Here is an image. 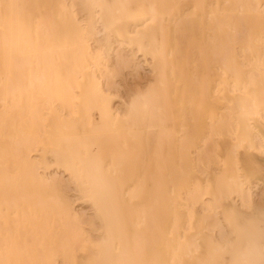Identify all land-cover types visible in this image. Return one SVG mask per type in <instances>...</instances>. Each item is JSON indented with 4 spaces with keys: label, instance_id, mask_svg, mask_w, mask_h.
<instances>
[{
    "label": "bare ground",
    "instance_id": "6f19581e",
    "mask_svg": "<svg viewBox=\"0 0 264 264\" xmlns=\"http://www.w3.org/2000/svg\"><path fill=\"white\" fill-rule=\"evenodd\" d=\"M114 42L154 74L124 112L102 82L124 62ZM51 166L70 179L44 176ZM255 188L264 191V0H0V227L8 210L67 225L25 244L36 264H264ZM81 223H98L99 236ZM5 242L0 264H25Z\"/></svg>",
    "mask_w": 264,
    "mask_h": 264
},
{
    "label": "rangeland",
    "instance_id": "374dc122",
    "mask_svg": "<svg viewBox=\"0 0 264 264\" xmlns=\"http://www.w3.org/2000/svg\"><path fill=\"white\" fill-rule=\"evenodd\" d=\"M70 1H73V0H70ZM79 17L81 18V20H83L84 23L87 22V20H86L87 17L84 14H80ZM97 21L98 20L95 19L96 26H100V23ZM113 48L115 51L121 50L120 52L125 59L123 58V60H124L123 63H119L117 59H114L112 62L113 66L112 65L110 66V74H104L102 76V82H103L104 90L108 93V95H110L112 104L115 105V109H120V110H122V112H124L126 110V108H128L131 105L133 100L137 99V97L139 95L147 93L153 87L154 74L150 68V62L146 58L141 56L138 52H135V54H133L132 51H130L129 49H127L124 46H121V48H120L119 44L115 43V42H114ZM131 58L133 59V63L135 66L129 63V59H131ZM128 63H129V65H128ZM124 64H125V66H124ZM99 74H101V72ZM105 87H107V88H105ZM54 172L59 173V175H61V178H63V180L68 181L70 179L68 174L66 172H64L62 169H58L57 166H51L48 170H45L44 176H48ZM69 189L70 190H68V194L71 196V199L73 200V203H74L76 210L79 212H83L85 214L83 219L92 218L93 214H94V210L91 207V205L89 203L83 201L82 199H80V197L78 196V194L75 190L74 184H70ZM262 189L263 188H261V189L255 188V190L253 189V192L255 194L256 199H258L262 196V194L264 192V191H262ZM236 199L237 198H234V201H236ZM237 201H238V199H237ZM8 211H10V212L6 211L7 213L5 212V214H6L5 216L7 217V221H8L7 224H10V226L8 225V227H10V228H8L7 229L8 231H7L5 229V228H7V226L5 228L2 227L3 229L0 227V236L2 238L0 240V244L4 243L7 240L6 242L8 245L5 242L4 246L14 249L15 253H17L19 255L15 254L14 251L12 252L11 249H10V251L12 253H14L15 256L20 259V261L23 260V262L25 264H32V262H33V264L37 263V253H35V252H33V254H30V253H32L33 248L35 249L36 247H38L37 244L41 240L40 237H43L45 235H47L49 237H51V236L53 237L56 234H63L64 230L66 229L65 226H67L66 224L63 223L64 221L56 222L57 224L56 223L55 224L52 223L51 225L49 224L48 228H47V226L39 225L38 221H40L39 218H41L40 214L42 213L41 212L42 210H36V211L35 210H8ZM16 214L19 216V218H18V216H16ZM37 215L39 216V218H37ZM22 217H24V219ZM35 218L38 219V221ZM22 219L24 221L26 219L27 220L29 219V220L26 222H22L23 221ZM32 219H33V221H32ZM19 222H21V223H19ZM29 222L31 223V225L28 224V226H27V223H29ZM23 223H25V224H23ZM50 223H51V220H50ZM22 224L24 225V229L25 228H27V229L24 230ZM71 225H73V224H71ZM98 225L99 224L97 223L95 229H89V226L86 223L79 224V226L81 228H83V230L84 229L86 230V235H88V236L90 235V237L94 238V239H96L97 236H99V234H100V232L98 231L99 230ZM1 226H3V225H1ZM30 226L32 227V229L30 228ZM39 226H41V227H39ZM15 227H17L18 229H16ZM33 228L34 229L40 228V229H39V231L38 230L34 231ZM41 228H43V229L41 230ZM1 229L2 230L5 229V231H3V233H2L3 235L1 234V231H2ZM22 229H23V231H22ZM38 232L40 234L41 233L42 234L39 235ZM48 232H50V233H48ZM36 233H38V234H36ZM51 233H53V234L51 235ZM96 233H99V234H96ZM7 234H8V236H7ZM18 234L21 236H19ZM34 234H35V236L37 235L36 236L37 238L33 237ZM4 235H5V241L1 242L4 240L3 239ZM30 236H32V237H30ZM20 237H21V242L18 240V239H20ZM26 238H27V241H26ZM35 238H36V243H34ZM38 238H39V242L37 243ZM31 240H32V242H31ZM30 243H32V244L34 243L35 245H33V247H31L32 244H30ZM25 244L30 245V248H32V249H30L31 251L29 250V252H28L29 246L26 247ZM18 245H19V248H18ZM24 247H26V249H25V251L24 250L22 251V249H24ZM80 251H82V250L74 252L78 258H81L84 255L83 251H82V253ZM18 252H20V253H18ZM25 252H27V254ZM28 253L30 256H28ZM33 255H35V258ZM31 257H33V258L31 259ZM24 260H26V262ZM57 262H58V264H65L64 259H63V255H59V257L57 258Z\"/></svg>",
    "mask_w": 264,
    "mask_h": 264
}]
</instances>
